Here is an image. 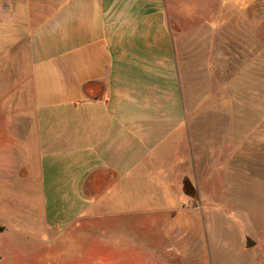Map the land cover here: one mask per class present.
<instances>
[{"label":"crops","instance_id":"crops-1","mask_svg":"<svg viewBox=\"0 0 264 264\" xmlns=\"http://www.w3.org/2000/svg\"><path fill=\"white\" fill-rule=\"evenodd\" d=\"M207 3L0 0V58L29 92L23 112L0 113L5 192L26 203L0 248L64 264L72 242L90 264H125L143 233L183 227L201 147L248 141L264 121V38L240 69L239 19Z\"/></svg>","mask_w":264,"mask_h":264},{"label":"rangeland","instance_id":"rangeland-1","mask_svg":"<svg viewBox=\"0 0 264 264\" xmlns=\"http://www.w3.org/2000/svg\"><path fill=\"white\" fill-rule=\"evenodd\" d=\"M207 1V15L213 16L215 0ZM222 7L223 17L239 19L241 69L252 55L253 44L264 38V0H222ZM8 68L6 57L0 58V113L23 112L29 92L17 83L22 81L21 75L8 72ZM256 132L258 135L248 141L237 140V145L201 147L204 159L196 160L198 167L192 168L191 183L185 185L190 199L184 200V207L190 215L185 212L177 222L183 227L168 234L153 233L152 241L143 233L142 249H128L125 264H264V121ZM11 162L6 154L0 156V230L9 211L26 206L5 192ZM34 208H38L37 202ZM127 242L128 247L133 240ZM60 249L64 264H90V250L78 251L72 242ZM50 251L53 255L54 247ZM36 253L30 243L16 247L5 244L0 248V264H29ZM76 257L83 258L78 261Z\"/></svg>","mask_w":264,"mask_h":264},{"label":"water","instance_id":"water-1","mask_svg":"<svg viewBox=\"0 0 264 264\" xmlns=\"http://www.w3.org/2000/svg\"><path fill=\"white\" fill-rule=\"evenodd\" d=\"M251 243V241H248V245Z\"/></svg>","mask_w":264,"mask_h":264},{"label":"trees","instance_id":"trees-1","mask_svg":"<svg viewBox=\"0 0 264 264\" xmlns=\"http://www.w3.org/2000/svg\"><path fill=\"white\" fill-rule=\"evenodd\" d=\"M1 229V228H0Z\"/></svg>","mask_w":264,"mask_h":264}]
</instances>
